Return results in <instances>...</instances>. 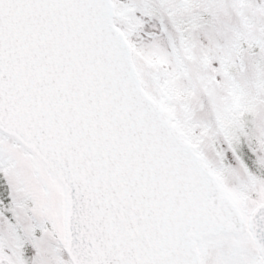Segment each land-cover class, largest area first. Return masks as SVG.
<instances>
[{
  "label": "snow or ice",
  "instance_id": "6c2138e0",
  "mask_svg": "<svg viewBox=\"0 0 264 264\" xmlns=\"http://www.w3.org/2000/svg\"><path fill=\"white\" fill-rule=\"evenodd\" d=\"M0 264H264V0H0Z\"/></svg>",
  "mask_w": 264,
  "mask_h": 264
}]
</instances>
